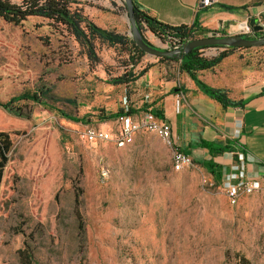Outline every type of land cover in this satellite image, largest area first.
<instances>
[{"label": "rangeland", "instance_id": "obj_1", "mask_svg": "<svg viewBox=\"0 0 264 264\" xmlns=\"http://www.w3.org/2000/svg\"><path fill=\"white\" fill-rule=\"evenodd\" d=\"M80 4L100 7L95 0ZM70 8L79 9L73 1ZM81 16L93 21L88 13ZM81 26L86 29V23ZM21 30L0 20V93L36 95L40 102L14 105L24 114L23 127L0 191V264H23V250L31 264H240L241 257L264 264V181L249 178L253 192L235 206L229 203L224 177L238 155L191 145L225 142L222 128L188 110L194 92L181 80L170 91L186 105L179 120L169 119L175 147L192 162L176 171L174 148L142 126L145 118L162 120L155 115L165 111L161 100L153 102L156 92L111 85L130 70L133 46L93 38L92 59L87 43L64 25L31 17ZM140 32L151 47L180 48L154 38L145 26ZM247 50L261 54L264 46ZM262 62L264 67V57ZM167 64L168 75L177 73L176 62ZM130 109L137 111L129 117L140 128L125 147L85 140L89 128L115 138L120 117L110 116Z\"/></svg>", "mask_w": 264, "mask_h": 264}, {"label": "crops", "instance_id": "obj_2", "mask_svg": "<svg viewBox=\"0 0 264 264\" xmlns=\"http://www.w3.org/2000/svg\"><path fill=\"white\" fill-rule=\"evenodd\" d=\"M70 1L79 7V11L91 15L93 18L91 22L97 27L123 35L129 41L133 40L127 8L123 0H95L100 5L97 6V11L80 4V1L84 0ZM135 2L139 10L163 24L172 27L194 26L205 32L197 35L198 39L210 35L220 37L244 35L247 29L251 30L264 24V0H219L217 4L208 8H200V0H135ZM152 36L157 38L153 34ZM224 52L226 56L216 67L200 72L198 77L213 88L227 91L232 101L242 102V105L224 107L204 95L187 74L180 72V61L176 62L177 73L168 75L170 69L168 61L165 63L142 57L135 66H129L135 76L143 72L142 76L130 84L151 87V90L156 92L153 91L155 93L153 102L161 100V106L165 110L161 112L164 115L163 120L169 123L171 118L179 120L180 109L186 107L185 104L181 105L178 102V96L175 97L170 93L176 87L177 81L181 80L189 92L195 93L190 98L188 110L206 122L212 121V126L222 128L224 133V144L216 145L214 141L203 140L191 145L208 151L199 146L201 142H207L218 147L227 146L229 152L225 153L230 155L245 153L248 161V177L264 181L262 62L264 52L258 54L242 48L232 50L225 47H209L202 50V56L212 60L219 58ZM164 95L166 97H163ZM142 103H147V100ZM136 108L139 109L140 106ZM135 112L137 113L136 110Z\"/></svg>", "mask_w": 264, "mask_h": 264}, {"label": "trees", "instance_id": "obj_3", "mask_svg": "<svg viewBox=\"0 0 264 264\" xmlns=\"http://www.w3.org/2000/svg\"><path fill=\"white\" fill-rule=\"evenodd\" d=\"M20 1V3H14L12 0H0V20L5 25L13 27L16 31H22L21 28L23 26V22H25L28 18L41 17L52 21L54 24H61L66 26L67 29L76 37V39L79 40V42L85 41L89 47L88 51L92 59H96L93 54V38H99L103 41L108 42L112 46H133V48L130 50L129 57V61L133 66H135L139 62V60L146 54L136 45L133 40L129 41L128 38L123 35L115 34L114 32H108L97 27L89 19L82 18L81 11H79L78 9L72 12L70 8V0ZM132 1L135 11V21L139 30L142 29L143 26H145L148 31H150L162 42H165L166 40L171 41L173 43L179 44L180 48L183 49L191 41L197 40V35L205 34V32H201L194 26L172 27L163 24L157 21L155 18H152L146 13L139 10L135 0ZM83 22L86 23V29L82 28L81 26ZM245 37L249 40L260 39L264 37V31L255 32L254 28H252L250 33L245 34ZM214 47H225L232 50L239 49L227 46ZM206 48L209 47H198L193 49L189 53H182L181 60L172 58H160L159 60L172 61L177 63L180 61V72L187 74L204 95L220 103L222 106L228 107L242 105V102L236 103L232 101L229 98L227 91L213 88L199 79L198 74L200 72L207 71L216 67L221 62V59L226 56V52H224L219 58L208 60L202 56V50ZM133 53L134 55L132 56ZM142 74L143 72H141L139 76H135L133 74V71L129 70L122 76L113 79L111 85H129L130 83L135 82L140 76H142ZM29 100L40 102V99L36 95L30 96L28 94H21L8 98L0 93V191L4 180V170L7 165L11 163L9 155L15 145V140L18 136V129H21V127H23V123L21 122L20 118L23 117L24 114L18 112L19 108H16L15 110L14 105L17 102ZM6 113L13 114L14 117H7ZM133 113L136 112L132 109H130L127 113H125L123 110H120L118 113L111 115L110 117L113 119H117L125 114L132 115ZM155 115L160 119H164V115L161 112H156ZM199 146L215 154L229 152V148L227 146L218 147L207 142H201ZM71 163H73L80 174L83 173V168L80 161L74 160ZM208 167H211V165H209ZM76 204H79V196L76 197ZM77 214L78 217L81 218L78 211ZM20 254L23 264H31L30 257L25 250L21 251ZM239 263L250 264L249 260L244 257H241L239 259Z\"/></svg>", "mask_w": 264, "mask_h": 264}, {"label": "built area", "instance_id": "obj_4", "mask_svg": "<svg viewBox=\"0 0 264 264\" xmlns=\"http://www.w3.org/2000/svg\"><path fill=\"white\" fill-rule=\"evenodd\" d=\"M219 0H200V8H208L217 4ZM251 30L247 29V33ZM216 35H210L208 37H214ZM179 45V44H178ZM177 46V44H176ZM178 49V48H177ZM127 115V114H125ZM120 116V128L115 134V138L107 131L97 128H89L85 133V140L89 143L97 141H113L117 147L123 148L132 141L134 133L140 128V124L133 121L128 116ZM142 126L155 134H157L166 144L174 148V162L173 167L176 171L183 170L192 165L191 160L180 149L175 147L173 129L170 123L165 120H150L145 118L142 122ZM238 164L233 165L229 173L224 177V187L226 190V196L229 203L232 206L238 204L241 196L248 195L255 189V184L251 181L247 175V156L245 153L239 152Z\"/></svg>", "mask_w": 264, "mask_h": 264}, {"label": "water", "instance_id": "obj_5", "mask_svg": "<svg viewBox=\"0 0 264 264\" xmlns=\"http://www.w3.org/2000/svg\"><path fill=\"white\" fill-rule=\"evenodd\" d=\"M123 1L127 8L128 18L131 27V37L133 41L143 52L159 58H172L176 60H181L182 53H189L193 49L203 46H207V47L227 46L232 48H251V47L264 46V37L260 39L249 40L245 37L244 34V35H234V36H225V37H220V36L205 37L191 41L183 49L179 48L172 51L159 50L157 48L151 47L144 41V38L139 28L137 27L135 21V11L133 6V1L132 0H123ZM254 31L263 32L264 24L256 26L254 28Z\"/></svg>", "mask_w": 264, "mask_h": 264}, {"label": "flooded vegetation", "instance_id": "obj_6", "mask_svg": "<svg viewBox=\"0 0 264 264\" xmlns=\"http://www.w3.org/2000/svg\"><path fill=\"white\" fill-rule=\"evenodd\" d=\"M179 49V48H178Z\"/></svg>", "mask_w": 264, "mask_h": 264}]
</instances>
